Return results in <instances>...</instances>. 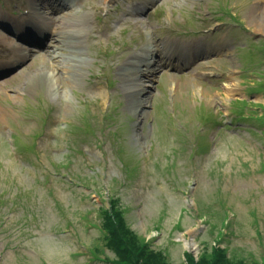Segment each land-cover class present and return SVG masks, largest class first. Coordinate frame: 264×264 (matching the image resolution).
I'll use <instances>...</instances> for the list:
<instances>
[{"label":"rangeland","instance_id":"obj_1","mask_svg":"<svg viewBox=\"0 0 264 264\" xmlns=\"http://www.w3.org/2000/svg\"><path fill=\"white\" fill-rule=\"evenodd\" d=\"M6 1L0 14L19 11L21 0ZM122 1L97 14L77 1L74 13L88 17L70 32L66 50L81 64L70 80L56 81L38 50L1 53L18 61L0 82V264H110L121 254L135 264H264V0H229L223 13L220 0H157L140 16L145 0ZM157 37L180 55L210 49L200 63L211 68L157 72L137 105L117 67L125 48L141 52ZM232 77L239 88L227 97ZM112 201L128 243L147 244L145 259L117 254L103 215L115 214ZM218 249L227 260L209 263Z\"/></svg>","mask_w":264,"mask_h":264},{"label":"bare ground","instance_id":"obj_2","mask_svg":"<svg viewBox=\"0 0 264 264\" xmlns=\"http://www.w3.org/2000/svg\"><path fill=\"white\" fill-rule=\"evenodd\" d=\"M34 1L32 6H31V13L27 16H23V18H31L34 19L35 22H37L38 24H42V32L44 34V40L42 41V44H46L44 46L43 52L45 53L47 48L50 47L51 49L48 51L49 55L51 56V58L56 59V63L51 64L49 63L46 67L48 68V72L53 75V77L56 79V81L58 80L59 76L61 75L64 79L66 80H70L72 77H74L76 75V71H74L75 68H78L81 66V64L78 65V52L76 53L77 50H75V52L73 53H68V50H66V48L71 47L73 49H75L74 47V36L72 34H70V32L75 31L77 29V23H79L81 25L80 22L84 21V17L86 16L87 19V14L86 15H80L74 11L76 10V8H78V2L79 0H75V9L73 10H69L70 12L67 13H63V17H58L57 20H69L70 17H75V29L73 30H63V31H54L49 29V27H47V23L48 21L46 20V18L44 16L41 15L40 12H38L37 10H35V8L33 7L34 3L36 2V4H44L45 6H49V3L47 1L44 0H31ZM39 1V3L37 2ZM61 1V3H57L58 7L56 8L55 11H62L63 9H71L73 8L71 6V4H67L66 1L69 0H58ZM92 8V10L95 12V14H97L98 12H100L103 8H104V2L105 0H87ZM138 0H136L137 2ZM127 0H123L122 4L127 3ZM145 3L147 4H151L152 1H148L145 0ZM54 11V10H53ZM51 16H48L47 19L50 20ZM132 18H127L124 19L123 22H129L131 21ZM135 23L137 21H134ZM97 31L94 32H98V33H104V29L102 27H97L96 28ZM92 31V30H91ZM89 37H91V34H88ZM167 43L166 40H161V39H153L150 44H146L142 49L141 52H136V51H132L131 48H125L123 50V53H128V59L122 61L121 65L117 67V72L119 75V81L120 84L122 86V88L124 89L126 95H128L129 98H133L135 101V103L137 105H142L144 103V99L142 96L140 95H144L145 94V89L142 85V81L143 80H148L150 79L155 72H157L158 70H160L162 67H166V68H171V69H184V68H191L194 71H199V70H205L207 68H209V65L206 63L203 64H195L196 62L193 60H189L187 61V64H185V62H181V61H172L175 57L180 55V51H182L183 49H178V46L176 44H174L173 42H168L171 47L168 48L172 49V50H167L164 51V45ZM73 46V47H72ZM167 46V45H166ZM168 47V46H167ZM165 47V48H167ZM219 48V47H217ZM227 48V47H226ZM224 46V49L221 50L218 49L219 51L223 52L225 50H228V54L231 55L230 53V49H226ZM62 50V52L60 54L62 55H67L66 60H61L59 59L60 55L58 54L57 51ZM66 50V52H65ZM211 50L208 49H193L190 50V59L194 58L195 56H197L199 58V60H201L200 56H202L205 53L210 52ZM70 54V55H69ZM69 55V56H68ZM224 55V54H223ZM81 56V55H79ZM224 56H228V55H224ZM153 58V63L149 64V62H146V60L148 58ZM196 57V58H197ZM74 60H76L74 62ZM167 60H169V62H166ZM190 61H193L190 64ZM62 62V63H61ZM72 62H74L72 64ZM176 63V64H175ZM195 64V65H194ZM194 65V66H193ZM203 68V69H201ZM229 80L226 82L224 88H223V93L227 96H233L234 92L239 88V79H234L232 78H228ZM58 89L61 88L60 85L57 84L56 86ZM143 115V114H142ZM183 244L185 246L186 249H193L194 245L191 242H188L187 240H183Z\"/></svg>","mask_w":264,"mask_h":264},{"label":"trees","instance_id":"obj_3","mask_svg":"<svg viewBox=\"0 0 264 264\" xmlns=\"http://www.w3.org/2000/svg\"><path fill=\"white\" fill-rule=\"evenodd\" d=\"M112 209L115 212V214L109 213L108 211H104L103 215L105 216V226L109 229L111 234L117 235L118 237L113 238L110 237V240L113 241L114 245H119L121 243L120 248L116 251L117 254H121V250H126L127 252L135 250L136 254H140L141 257L139 259H145L146 256H148V251L146 250L147 244L140 242L135 247L131 246V244L128 243V239H126V234H124V226H123V219L118 214V211L115 207V202L112 201ZM121 213V212H120ZM130 232V231H129ZM130 245V246H129ZM217 256H222L221 262H225L227 258L224 256V251L217 250L216 255L212 257L209 263H214L218 260ZM129 257V255H128ZM186 264H199L197 262H194L193 258L191 256H187ZM110 264H135V261L133 259H130V262L128 260L124 259L122 254L119 258L113 260L110 262ZM136 264H138V261H136Z\"/></svg>","mask_w":264,"mask_h":264}]
</instances>
